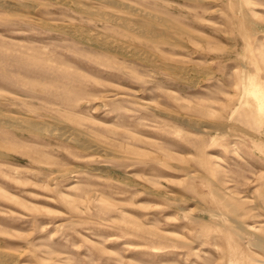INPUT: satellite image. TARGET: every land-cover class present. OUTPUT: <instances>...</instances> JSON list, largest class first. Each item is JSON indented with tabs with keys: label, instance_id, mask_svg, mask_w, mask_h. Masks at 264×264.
Returning a JSON list of instances; mask_svg holds the SVG:
<instances>
[{
	"label": "rangeland",
	"instance_id": "1",
	"mask_svg": "<svg viewBox=\"0 0 264 264\" xmlns=\"http://www.w3.org/2000/svg\"><path fill=\"white\" fill-rule=\"evenodd\" d=\"M0 1V264H264V0Z\"/></svg>",
	"mask_w": 264,
	"mask_h": 264
},
{
	"label": "bare ground",
	"instance_id": "2",
	"mask_svg": "<svg viewBox=\"0 0 264 264\" xmlns=\"http://www.w3.org/2000/svg\"><path fill=\"white\" fill-rule=\"evenodd\" d=\"M77 1V0H76ZM75 1V2H76ZM97 1V0H96ZM100 1H103V0H100ZM114 1V0H113ZM238 1V0H237ZM241 2L242 1H245V2H250V0H240ZM0 2H2V1H0ZM31 2H33V1H31ZM30 2V3H31ZM78 2H80V1H78ZM109 2V1H108ZM107 1H106V3H108ZM64 3V2H63ZM92 3V2H91ZM105 3V4H106ZM110 3V2H109ZM108 3V4H109ZM115 3V2H114ZM118 3V2H117ZM13 4V3H12ZM11 4V5H12ZM82 4V3H81ZM84 4V3H83ZM82 4V5H83ZM88 4V3H87ZM113 4V3H112ZM111 4V5H112ZM9 5V4H8ZM19 5V4H18ZM25 5V4H24ZM77 5V4H76ZM91 5V4H90ZM114 5H116V4H114ZM241 5H242V3H241ZM26 6V5H25ZM29 6V5H28ZM79 6V5H78ZM87 6V5H86ZM86 6H85V4H84V7L86 8ZM109 6V5H108ZM122 6V5H121ZM127 6H129V5H127ZM0 7L2 8L3 6H2V4H0ZM22 7H24V6H22ZM80 7H83V6H80ZM118 7H119V5H118ZM131 7V6H130ZM130 7H127V8H130ZM241 7V6H240ZM93 8V7H92ZM96 8V7H95ZM95 8H93V9H95ZM121 8V7H120ZM122 8H124V7H122ZM134 8H136V7H134ZM239 8V7H238ZM247 8V7H246ZM84 9V8H83ZM126 9V8H125ZM139 9V8H138ZM240 9V8H239ZM86 10H88V11H93L92 9L90 10V8L88 7V9L86 8ZM96 10V9H95ZM124 10V9H123ZM140 11H141V9H139ZM139 10H137L139 13H140V11ZM244 10V9H243ZM36 11V10H35ZM85 11V10H84ZM83 11V12H84ZM135 11V10H134ZM134 11L132 10V12L134 13ZM143 11V10H142ZM81 12V11H80ZM94 12H98V10L97 11H93V12H91V13H94ZM109 12V11H108ZM126 12H128L127 10H126ZM130 13H131V11H129ZM138 12H136V13H138ZM146 12V11H145ZM144 12V13H145ZM86 13V12H85ZM99 13V12H98ZM105 13V12H104ZM103 12H102V14H104ZM142 13V12H141ZM148 13V12H147ZM147 13L145 14V15H147ZM244 13V12H243ZM149 15H150V13H148ZM246 14H247V12H246ZM108 15V14H107ZM107 15H105V16H107ZM136 15H138V14H136ZM236 15V14H235ZM241 15V14H240ZM239 15V16H240ZM109 17H111L110 15H108ZM107 16V17H108ZM113 17H114V15H112ZM141 16V15H140ZM139 16V17H140ZM246 16V15H245ZM103 17V16H102ZM107 17H104V19L105 18H107ZM110 18L112 21H117L118 19L117 18ZM143 17V16H142ZM153 19H154V17L156 18V15L154 16L153 14H152V16H151ZM236 17V16H235ZM256 17H260V16H258V14H256ZM263 17V16H262ZM118 18H120V17H118ZM122 18V17H121ZM120 18V19H121ZM145 18H148L147 16L145 17ZM159 18V17H158ZM254 18V17H253ZM40 19V18H39ZM92 19V18H91ZM98 19V18H97ZM100 19H102V18H100ZM108 19V21H109V18H107ZM119 19V20H120ZM110 20V21H111ZM122 20H124V18L122 19ZM130 20V19H129ZM146 20V19H145ZM152 20V19H151ZM159 20H160V18H159ZM106 21V20H105ZM107 21V22H108ZM121 21V20H120ZM40 22V21H39ZM42 22V21H41ZM123 21H121L120 23H122ZM125 22V21H124ZM127 22V21H126ZM141 22H143V20L141 21ZM162 22V21H161ZM161 22H159V23H161ZM51 23V22H50ZM52 23H54V22H52ZM113 23V22H112ZM115 23V22H114ZM113 23V24H114ZM128 23H130V21L128 22ZM134 23V22H133ZM158 23V24H159ZM263 23V22H262ZM62 24H64V23H62ZM119 24V23H118ZM123 24V23H122ZM126 24V23H125ZM132 24V23H131ZM130 24V27L132 26ZM135 24V23H134ZM138 24V23H137ZM46 25V24H45ZM124 25V24H123ZM139 25V24H138ZM138 25H136V26H138ZM160 25H162V24H160ZM52 26V25H51ZM166 26V25H165ZM176 26V25H175ZM179 26V25H178ZM48 27V26H47ZM142 27V26H141ZM144 27V26H143ZM147 27V25L145 26V28ZM170 27V26H169ZM177 27V26H176ZM180 27V26H179ZM178 27V28H179ZM51 28V27H50ZM53 28V27H52ZM64 28V27H63ZM65 28H68V27H65ZM73 28V27H72ZM76 28V27H75ZM139 28V27H138ZM145 28H143V29H145ZM157 28H158V26H157ZM173 28H175V27H173ZM69 29H70V27H69ZM76 29H78L79 30V28H76ZM133 29H136L137 30V28H135V25L133 26ZM149 29V28H148ZM153 29V28H152ZM164 29V28H163ZM183 29V28H182ZM84 30V29H83ZM83 30H81V31H83ZM87 30V29H86ZM89 30V29H88ZM87 30V31H88ZM139 30H141V28L139 29ZM147 30V29H146ZM146 30H144V32L146 31ZM156 30V29H155ZM161 30V29H160ZM63 31V30H62ZM64 31H66V29H64ZM63 31V32H64ZM69 31V30H68ZM67 31V32H68ZM71 31H73V29L72 30H70V32ZM86 31V32H87ZM157 31V30H156ZM167 31V30H166ZM74 32V31H73ZM72 32V33H73ZM84 32V31H83ZM86 32H85V34H86ZM140 32V31H139ZM172 32V31H171ZM80 33V32H79ZM88 33V32H87ZM93 33H95V34H98V33H96V31L95 32H93ZM151 33H152V30H151ZM154 33H156V32H154ZM153 33V34H154ZM158 33V32H157ZM68 34V33H67ZM74 34V33H73ZM149 34V33H148ZM174 34V33H173ZM81 35V34H80ZM91 35V34H90ZM94 35V34H93ZM99 36L98 37H100V34H98ZM143 35L145 36V33H143ZM152 35V34H151ZM158 35V34H157ZM259 35V34H258ZM258 35H256V36H258ZM71 36V35H70ZM72 36H74V35H72ZM89 36V35H88ZM105 36H107V35H105ZM175 36V35H174ZM245 36V35H244ZM247 36V35H246ZM249 36H250V34H249ZM92 37V36H91ZM94 37H95V35H94ZM156 37V36H155ZM165 37H166V35H165ZM164 37V38H165ZM145 38V37H144ZM150 38V37H149ZM153 38V37H152ZM151 38V39H152ZM167 38V37H166ZM79 39V38H78ZM95 39H97V37L95 38ZM105 39V38H104ZM106 40H107V38H106ZM102 41V42H100L99 40V42L100 43H102V44H104V45H106L108 42L107 41H109V40H107V41ZM150 40V39H149ZM148 40V41H149ZM154 40H155V38H154ZM157 40V39H156ZM161 40V39H160ZM167 40H169V39H167ZM179 40V39H178ZM177 40V41H178ZM246 40V39H245ZM117 41V40H116ZM119 41V40H118ZM174 42V41H173ZM97 43V42H96ZM126 43V42H125ZM171 43V42H170ZM108 44H110V43H108ZM173 44V43H172ZM262 45L264 44L263 42L261 43ZM114 45V44H113ZM110 46V45H109ZM121 46V45H120ZM124 46V45H123ZM123 46H121L122 48H123ZM126 46V45H125ZM130 46V45H129ZM100 47H103V46H100ZM119 47V46H118ZM135 47V46H134ZM247 47V46H246ZM121 48V49H122ZM127 48V47H126ZM129 48V47H128ZM245 48V47H244ZM102 49V48H101ZM116 49V48H115ZM120 49V48H119ZM123 50V49H122ZM126 50H128V49H126ZM137 50V49H136ZM244 50V49H243ZM245 50H247V49H245ZM143 51V50H142ZM141 51V52H142ZM248 52V51H247ZM146 53H144V55H145ZM251 54V53H250ZM150 55V54H149ZM167 55V54H166ZM147 57H148V55H147ZM152 57V56H151ZM169 57V56H168ZM152 59V58H151ZM159 60V59H158ZM146 61V60H145ZM156 61V60H155ZM153 62V61H152ZM164 63V62H163ZM153 64H155V63H153ZM152 64V65H153ZM170 66V65H169ZM176 67V66H175ZM183 67H185V66H183ZM247 67V66H246ZM245 67V68H246ZM250 67V66H249ZM186 68V67H185ZM184 68V69H185ZM196 68V67H195ZM168 69V68H167ZM166 69V70H167ZM189 69V68H188ZM206 69V68H205ZM204 69V70H205ZM247 69V68H246ZM172 71V70H171ZM170 71V72H171ZM186 71V70H185ZM250 71V70H249ZM174 72V71H173ZM189 72V71H188ZM191 72V71H190ZM244 72V71H243ZM200 73V72H199ZM198 73V74H199ZM245 73V72H244ZM246 73H248L247 71H246ZM215 75V74H214ZM182 76V75H181ZM242 76V75H241ZM183 78H185L184 76H183ZM258 78V77H257ZM241 79V78H240ZM242 82V81H241ZM242 86H243V92H244V94L245 95H254L255 97H257V99H258V105H259V109H263L264 108V90H263V88H262V86L258 83V81L254 78V76L252 75V74H250V73H248V74H245L244 75V78H243V83L241 84ZM241 86V87H242ZM257 103V102H256ZM152 107V106H151ZM2 110V109H1ZM261 112V111H260ZM263 113V112H262ZM19 114V113H18ZM9 118L11 119V120H13L14 122H17L18 124H20L19 126H22L23 128H27V129H30V130H32L33 132L34 131H43V130H47V129H50V128H52V126H49V125H45V124H42V123H38V122H35V121H33V120H31V119H29V118H27V117H23V116H9ZM1 119H2V117H1ZM3 121H5V120H3ZM3 121H1L0 123H2ZM7 121V120H6ZM197 122V121H196ZM6 123V122H5ZM188 123H190V122H188ZM198 123V122H197ZM7 124H9L10 125V123H7ZM193 125V124H192ZM195 125H198V124H196L195 123ZM56 128V127H55ZM57 129H60V128H57ZM57 129H55V131H57ZM62 130V129H61ZM64 130V129H63ZM65 130H66V128H65ZM64 130V131H65ZM54 131V130H53ZM48 132H50L49 130H48ZM58 132V131H57ZM67 131H65V132H62V134L63 135H68V133H66ZM56 133V132H55ZM54 133V134H55ZM67 137H69V136H67ZM83 146H84V148H85V146H88L86 143H81ZM89 147V146H88ZM95 148H97V147H95ZM87 149V148H86ZM221 168V167H220ZM73 172V171H72ZM219 186V185H218ZM220 187V186H219ZM152 189V188H151ZM226 189V188H225ZM225 191V190H224ZM228 192V191H227ZM231 191H229V193H230ZM231 194V193H230ZM169 195V194H168ZM235 195V194H234ZM165 196V195H164ZM236 196V195H235ZM254 197H256V196H254ZM252 199V198H251ZM254 200H256V198L254 199ZM254 200H249V202H253ZM245 201V200H244ZM182 213H184V212H182ZM238 222V221H237ZM245 226H247V225H245ZM244 226V227H245ZM247 229V228H246ZM249 229V228H248ZM262 232H264V231H262ZM171 235V234H170ZM259 237V236H258ZM258 245L259 246H264V234H262V235H260V237L258 238ZM12 256V255H11ZM11 256H9V257H11ZM0 257H2V258H7V254L6 253H4V252H0ZM1 258V259H2ZM2 262V261H1Z\"/></svg>",
	"mask_w": 264,
	"mask_h": 264
}]
</instances>
